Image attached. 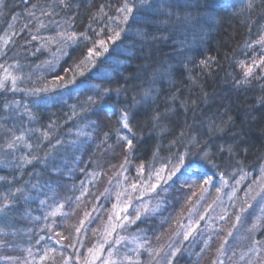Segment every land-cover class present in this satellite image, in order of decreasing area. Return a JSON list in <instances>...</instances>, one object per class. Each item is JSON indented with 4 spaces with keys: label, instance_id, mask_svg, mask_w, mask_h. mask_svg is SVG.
Instances as JSON below:
<instances>
[{
    "label": "trees",
    "instance_id": "obj_1",
    "mask_svg": "<svg viewBox=\"0 0 264 264\" xmlns=\"http://www.w3.org/2000/svg\"><path fill=\"white\" fill-rule=\"evenodd\" d=\"M160 2L167 4L171 0H160ZM68 3L70 5L68 8H62L59 0H4L6 6L0 7V37L3 40H8L7 44L0 40V64L8 67L19 62L20 68L18 70L10 69L23 76L22 80L17 81L19 89L42 87L54 76L64 75L63 68L84 59L87 48L92 46V42L98 39L107 41L108 36L113 34L109 32V27L116 28L115 25L109 23L107 17L117 15L116 9L123 3V0H68ZM216 3L217 8L213 12L214 18L204 25V32L200 33L197 39L193 40L191 33H188L187 43L190 50L185 51L178 59H169L171 40L156 45L151 59L174 64L175 72L172 83L165 80L156 85L160 91L156 93L158 99L155 104H152L151 100L148 103L152 104L153 108L158 106L159 110L163 111L167 106V96L177 89H179L181 100L196 101L195 106L189 103V111L187 112L179 108L178 105L176 106L177 112L171 116L174 135L175 132L179 131L180 125L184 123L185 119L188 123H192L194 115L198 120L205 121L207 117L212 115L223 116L225 120L228 116L233 117L234 127L229 125V132L222 138H214L212 143L214 145L225 142L233 143L230 138L233 132L239 133L236 142L243 141L239 144V155L234 159L230 160L225 154L222 159L217 158L216 160V163L221 165L219 171H224L226 174H230L232 169L236 167V160L242 161L241 167L251 174L238 185L241 190L236 193V197L232 200L234 204L236 199L240 200V196L247 189L248 184L259 176V168L264 164V104L258 103V99L264 96V88L261 87L264 85V79H252L250 84L239 88L233 84V78H239L240 74L238 61L244 60L250 63L253 56L258 58L260 55H264V49L259 44L253 43L264 34V0H253L251 9L245 7L247 0H216ZM182 11L195 13V11H204V9H185ZM30 12L35 15H29ZM42 12H50L52 15H42ZM154 19L163 21L166 16L160 14ZM40 23H43L45 27H39ZM26 25L27 27H25ZM68 25H71V31L87 32L91 41H81L78 45H73L68 49V56L62 57L58 65H52L48 62L53 60V53L56 52L57 45L52 43L46 47L42 45L49 36H55L58 31L64 30ZM129 25L133 33L135 30L145 27L143 24L132 23L131 21ZM160 27L166 29L167 25L161 24ZM149 30L151 31V29ZM33 36H38L39 39L33 40ZM135 39L134 35L126 32L122 34L121 39L115 45L109 42V52L96 58V67L86 72L85 76H78L76 83L69 84L66 88H59L55 92L38 95H31L26 91L8 90L9 88L0 89V133L4 135L0 138V149L8 152L4 148V144L12 138L13 133L17 136L24 133L25 136V141L20 142L15 152H8V168L0 169V176H5L11 181V183L0 181V194L16 187H22L25 189V194L30 193L33 197V199L26 201L23 195L17 194L15 197L16 204L10 206L7 219L3 217V214H0V243L3 242L4 244L1 248L4 253H18L16 257L21 258L20 253L24 258H27L30 257L28 249L31 248V257L35 256L38 252L37 249L43 247L42 241L40 244H36V240L49 233L42 230L45 223L52 225L53 220H55L54 226L59 223L57 216L50 217L47 222L43 219H36L51 211V208L41 207L39 199H44V196L37 199V192L32 189V184L39 181L38 187L45 184L55 186L56 181L59 180L63 184V188L59 189L56 202L71 197L72 200L65 205L66 209H69V204H73L76 201L75 198L80 195L81 181H84L93 194L88 196L89 198L87 197L90 203L96 200L94 193L97 189L99 176H102L103 172L113 170L112 179L115 180L125 153L122 147L116 144L114 134L108 144L101 143L104 131H111L118 127L115 123V117L106 119L104 113L96 115L86 111L81 112V109L89 107L86 101L88 96H94L96 89L93 85L102 83V80L98 78V73H110V75L103 77V86L115 88L118 86L117 81L119 84H124L123 77L135 71L136 67L143 62L140 57L133 56L131 65H120L121 73L114 71L116 61L129 59L124 52L118 51L117 48L132 51L129 44ZM174 39H184V36L180 35ZM247 45H251V47ZM148 47L151 46L146 45L145 52L141 53V56L147 53ZM138 48L139 45L137 44ZM185 57L189 59H185ZM209 57H215L216 62H211L209 69H203L199 62ZM7 63L8 66H6ZM1 71L3 69H0ZM262 74L264 73L257 69V75ZM189 76L196 78V83H193ZM108 81H112V83L109 84ZM203 93L208 94L206 101ZM52 96L57 99L45 101L46 97ZM13 101L19 102L18 105L12 104ZM6 103L11 105L9 109L4 108ZM13 108L16 109L13 110ZM26 108L28 111H25ZM73 111L78 115L69 119ZM29 113L35 119H30ZM143 118L141 115L140 119L143 120ZM13 120L19 122L15 123ZM89 121H96L100 127L85 128L84 126ZM50 125H55L51 138L50 140H43L41 131L36 130L49 129ZM150 127L149 125L143 129V142L138 145V150L132 157V163L128 165L129 171L124 173L132 179L136 177V168L141 162L146 165L153 162L152 154L157 144L159 143L166 149L168 140L172 138L166 137L160 140L155 133L149 134ZM8 129H11L12 132H9ZM78 129L91 132L92 137H78ZM57 139L62 140L63 143L53 149L50 145H55ZM71 141H77V144L73 146ZM25 143H31L33 147L27 148ZM109 145L112 146L109 147ZM241 149H247V151L244 152ZM213 150L215 151V148ZM49 151L56 156L58 161L61 158L68 161V167L73 169L71 174L65 170L63 176L54 175L50 170V165L49 168H45L37 161H33L31 165L25 164L23 168L17 167L21 163L19 159L21 156L30 154L43 157L45 152ZM166 155H168L166 150L159 153L160 157ZM74 157H79L76 164L73 163ZM160 162L162 161L155 162L156 167H159ZM188 163L192 164L193 169L200 166L211 167L206 165V162L201 160L199 156L189 157L186 160V164ZM81 168L85 170L83 173L80 171ZM91 173H96L97 178L92 179ZM234 179H239V177L236 176ZM234 179L230 177L229 183H233ZM113 182L115 183V181ZM181 182H169L170 186L166 185L165 187L174 192L178 190ZM73 185L76 187L73 188ZM159 191L153 195L154 198L161 194V190ZM230 192L231 188H225L219 195L227 198V193ZM214 195H217L216 186L212 185L209 187L207 197L212 198ZM179 196L181 197L182 194ZM179 196L177 199L181 201ZM176 201L174 202V209H176ZM48 203L52 205L54 201L49 199ZM219 210L221 209H217V211ZM225 210L227 213L230 212L227 207L226 209L222 208L221 217L225 215ZM216 223L220 225L219 221ZM53 225L52 227H54ZM135 227L140 229V237L142 239L147 238L153 249L159 248L160 244L163 245L168 239L159 243L158 240L161 237L162 239L165 238L163 237L164 230L162 231L160 228L159 233L152 229L145 231L144 221ZM253 234L255 239H264V228L255 231ZM244 235L242 228L239 237L240 244ZM166 236L168 237L167 234ZM203 236L189 237V239L178 244L181 252L177 254L175 264H197L198 258L202 256L206 248L205 243L202 242V239L206 240V234ZM246 238H251V235H247ZM123 249L121 255L131 249V246ZM202 249L203 251H201ZM141 254L142 259L147 264L150 257L147 252H141ZM250 255L253 259H258L252 253ZM261 257H264V253H261Z\"/></svg>",
    "mask_w": 264,
    "mask_h": 264
},
{
    "label": "snow or ice",
    "instance_id": "obj_2",
    "mask_svg": "<svg viewBox=\"0 0 264 264\" xmlns=\"http://www.w3.org/2000/svg\"><path fill=\"white\" fill-rule=\"evenodd\" d=\"M59 3L62 8H68L70 6L68 0H59ZM4 6H6L4 0H0V7ZM33 7H35V5H33ZM245 7L251 9L253 7V0H247ZM216 8V0H171V2L167 4L161 3L160 0H123V3L116 9L117 15L115 17H107L109 23L116 26L115 29L109 27V32L113 34L108 36L107 41L98 39L92 42V46L87 48L84 59L63 68L62 71L64 75L54 76L51 81L46 82L40 88L19 89L17 87V81L22 80L23 76L10 70L13 68L18 70L20 68L19 62L9 65L8 67L0 64V69H3V75H0V89L8 88L10 82L11 88L8 90L26 91L31 95L55 92L59 88H66L69 84L76 83L78 76L83 77L86 72L95 68L97 63L96 58L109 52V42L115 45L116 42L121 39L122 34L126 32L134 35L136 38L129 44V48H131L132 51L117 48L118 51L124 52L129 59L116 61L114 71L121 73L120 65H131V58L133 56L140 57L143 62L136 67L135 71L123 77L124 84H119L117 81L118 86L115 88L103 86V77L105 75H110V73H98V78L102 80V83L93 85L96 91L94 96L90 95L87 97L86 104L89 107L81 109V112L86 111L96 115L104 113L106 114V119L115 117V123L118 127L111 131H104L101 143L108 144V141L112 139L114 134L116 144L121 146L125 153L123 162L119 165V171L115 177V187L118 190L113 192L110 188H105L99 196L95 197L96 200H100L101 197L108 200L114 195L115 202L112 204V210L108 214V224L103 229L102 239L98 244L94 245L93 248L88 249V256L84 258L83 264H96L97 261H99V264H145V261L142 259L141 250L147 252L150 257L147 264H175V258L177 254L181 252L180 247L169 245L170 251L165 253L163 248L153 249L147 238L141 239L138 234L129 236L121 234L128 231L130 226L137 224V221L143 222L141 220L142 215H146L150 210L148 206L143 203L133 207V202L142 201V198L149 192L158 193V190L167 191V188L163 187V185H169V182L176 183L177 181H182L183 186L188 188L189 191L199 187V199L204 198V193L208 191L210 186L218 183L219 186L216 187L217 194L221 193L225 188H231V192L227 193V195L229 200H234L236 193L241 190L238 188V185L251 175L241 167L243 162L240 160H236V167L232 169L230 174L219 171L221 165L216 163L217 158L222 159L225 154H227L230 160L239 155V144L243 142H236L239 133L233 132L231 134L230 138L233 143L225 142L216 145L212 143L214 138H222L229 132V125L234 127L232 116H228L225 120L223 116L217 117L212 115L207 117L205 121L198 120L194 115L193 122L188 123L187 119H185L184 123L180 125L179 131L175 132L174 135L171 116L177 112L176 106L178 105L179 108L187 112L189 111V103L195 106L196 101L181 100L179 89H177V91L171 92L170 95L167 96V106L163 111L159 110L158 106L156 108L152 107V104H155L158 99L156 93L160 91L156 85L158 83H163L165 80L172 83L175 72L174 64L151 59L154 55L156 45L171 40L169 59H178L185 51L190 50V46L187 43L188 33H191L193 40L197 39L199 34L204 32V25L208 24L214 18L213 12ZM185 9H204V11H195V13L192 11H182ZM41 14L48 16L52 15L50 12H42ZM160 14H164L166 19L163 21L154 19ZM29 15L34 16L35 14L30 12ZM13 19H15V16H13ZM130 21L132 23L143 24L145 27L137 29L133 33L129 25ZM161 24L167 25V28H161ZM25 27H27V25ZM39 27L43 28L45 25L40 23ZM70 28L71 25H68L64 30L58 31L55 36H49L47 41L42 45L43 47H46L49 43L57 45L56 52L53 53V60L48 63L58 65L62 57L69 55L68 49L70 47L78 45L81 41H91V37L87 32L78 33L76 31H71ZM149 29H151V31ZM101 31H103V29H101ZM180 35H183L184 39H174V37ZM32 39L36 40L39 39V37L33 36ZM0 40H3V38L0 37ZM3 42L7 44L8 40H3ZM253 43L259 44L261 48L264 49V34ZM137 44L139 45L138 49ZM146 45H150L151 47H148L147 53L141 56V53L145 52ZM247 46L251 47V45ZM37 51H39V49H37ZM185 59L189 58L185 57ZM211 62H216V58L209 57L203 59L199 64L203 69H209ZM237 65L240 68V74L239 78H233L235 87L239 88L248 85L251 83L252 79H264V74L257 75V69H260L261 73H264V55H260L258 58L253 56L250 63L240 60L237 62ZM189 79L192 80L193 83H196V78L189 76ZM107 83L111 84L112 81H108ZM261 87L264 88V85H261ZM202 95L206 101L208 94L203 93ZM49 99L55 101L57 98L55 96L46 97L45 101ZM150 100L152 104L148 103ZM18 103L17 101L12 102V104L17 105ZM258 103L264 104V96L258 99ZM10 107V104L6 103L4 105L5 109H9ZM25 111H28L27 108ZM77 115L78 114L73 111L69 119ZM141 115L144 117L143 120L140 119ZM29 116L30 119H35L30 113ZM149 125L151 126L149 134L155 133L160 140L166 137L172 138L168 140L166 149L159 143L157 144L152 154L153 162L148 165L141 162L136 168V177L132 179L124 175V173L129 171L128 165L132 163V157L138 150V145L143 142V129ZM90 126L100 127L96 121H89L84 127L87 128ZM54 128L55 125H50L49 129L36 131H41L43 140H50ZM8 131L12 132L11 129H8ZM77 136L91 138L92 133L84 129H78ZM22 141H25L24 133H21L19 136L13 133L12 138L5 142L4 148L7 149L9 153H13L18 149ZM62 143V140L57 139L56 144L50 145V147L55 149L57 146L62 145ZM70 143L75 146L77 141H71ZM111 146L112 145H109V147ZM25 147L32 148L33 145L31 143H25ZM37 147H39V145H37ZM214 148L215 151L213 150ZM76 150L78 151L79 149L77 148ZM163 150H166L168 155L160 157L159 153ZM241 151L246 152L247 149H241ZM191 156H199L201 160L206 162V165H210L211 167L200 166L193 169L191 163L186 164V160ZM19 159L21 163L17 165L18 168H23L25 164L31 165L33 161H37L45 168H49L50 165V170L54 175L63 176L65 170H67L69 174L73 171L72 168L68 167L67 160L61 158L58 161L56 156L50 151L45 152L43 157L25 154ZM158 160L162 162H160L159 167H156L155 162ZM78 161L79 157H74L73 163L76 164ZM80 171L83 173L85 170L81 168ZM91 176L92 179L97 178L96 173H91ZM236 176H238L239 179H234ZM230 177L234 179V182L231 184L229 183ZM0 181L11 183L5 176H0ZM108 183L109 185L113 184L112 178H109ZM38 184L39 181L31 185L32 189L37 192L36 198L38 199L40 196H44V199H39V204L41 207L51 208V211L36 219H43L47 222L50 217H56L58 214L60 216H67V213H65L63 209L66 203L70 202L72 198L67 197L64 201L56 202L58 191L60 188H63V184L59 180L56 181L55 186L45 184L38 187ZM253 185H256L259 191L255 190ZM75 187L76 186L73 185V188ZM79 191L80 195L75 198L78 203L81 202L82 198L93 195L84 181H81ZM17 194L23 195L26 201L33 199L30 193L25 194V189L22 187H16L0 194V214H3L5 219H7L10 206L16 204L15 197ZM244 195V201L234 213L232 228L227 232L223 242L220 244L217 250V259L213 260L212 264H224V261L219 259V257L225 255V245L228 243V237H232L233 232L237 230L238 226H242L244 221L249 216H252L254 212L258 214L255 215L253 223L248 228V231L255 232L264 228V164L259 168V176L255 177L252 182L248 184L247 189L244 190ZM193 196H197L195 191H192V196L188 199L191 200ZM49 199L54 201L52 205H49ZM199 199L197 202H199ZM217 200H220L219 195L217 196ZM213 203L215 204L216 201H213ZM101 207L102 205H95L91 211L86 210L84 212L79 226L75 228L77 235L82 229H85L86 224L94 223L95 220L99 218L93 217L92 212L99 211ZM158 207L159 205H157V208ZM129 208H132L134 215L129 214ZM208 208L211 209L212 205H209ZM151 210L155 211L156 209ZM226 216L227 210H225V216L220 217V219H225ZM200 219H204V217L201 216ZM53 224H55V220H53ZM198 225L199 221H196L194 225L190 224L188 226V230L183 233L184 240L193 236L197 231ZM42 230L54 233L47 237L48 240L55 241L56 244L62 247L74 246L72 244H63L62 242L68 240L69 236H65L61 232H55L51 224L45 223L44 229ZM96 231L99 230H93L94 233ZM137 232H139V230H137ZM209 239H211V237H209ZM44 240L45 237L40 236V238L36 240V244H40L41 241ZM129 242L134 247L128 249V251L121 256L118 246L127 248ZM204 243L207 246L208 241ZM106 245L107 248L105 247ZM251 245L252 246L248 248L245 255L252 253L258 259L250 257L246 264H264V257H261V253H264V239L253 238ZM37 251H43V255L39 257V260L40 264H44L46 260L50 259L49 252H55L56 249L54 247H45L43 250L38 248ZM105 251H107L106 257L103 256ZM201 251H203V249ZM28 252L29 256H31V248L28 249ZM233 255H235L234 252ZM3 259L9 261L16 259L17 264H34V261H19L18 258L13 257H3ZM77 259H79V257H77ZM240 259L243 260L244 255H241ZM70 260L71 258L66 259L64 264H70Z\"/></svg>",
    "mask_w": 264,
    "mask_h": 264
},
{
    "label": "rangeland",
    "instance_id": "obj_3",
    "mask_svg": "<svg viewBox=\"0 0 264 264\" xmlns=\"http://www.w3.org/2000/svg\"><path fill=\"white\" fill-rule=\"evenodd\" d=\"M8 66V63L7 65ZM0 75H3V71L0 72ZM8 88H11V84L9 82ZM16 108H13L15 110ZM15 123H18L19 121L13 120ZM12 121V122H13ZM4 136L0 133V138ZM9 158L8 152L0 149V169H7L8 168V162L7 160ZM113 170H107L103 172V175L99 176V181L97 183V189L94 193L95 197L99 196L101 192L104 191L105 188H110L113 192H115L116 187L115 183L113 182L112 185H109L108 180L112 177ZM113 180V179H112ZM115 181V180H113ZM216 187L219 186L218 183L214 184ZM166 185H163L165 187ZM162 191L161 194L157 195L155 198L153 197L154 194L149 192L147 193L143 198L142 201H134L133 207L140 205L141 203L146 204L148 208L150 209L149 212L146 215H142L141 220L144 221L145 231L148 229H152L153 231L160 232V228L162 231L164 230V235L158 240L159 243L162 242V240L167 239L166 242L159 248H163L164 252L167 253L170 251L169 245H172L173 247H177L178 244L184 241L183 233L188 230V226L190 224L194 225L196 221H199V225L197 228V231L193 234V236L190 237H201L203 234H206V240L202 239V242L208 241L207 246L205 245L204 252L200 258H198L197 264H212V261L217 259V250L220 247V244L223 242L224 237L227 235V232L231 230L232 228V222L234 219V213L239 207L241 206L242 202L245 199L244 191L241 194L240 200L236 199L235 203H232V200H229L228 196L227 198H223L221 195L217 194L212 196V198L207 197L208 191L204 193V198L199 199L200 195V189L199 187H196L192 189V191H195L197 193V196H193L191 200L188 198L192 196V191H189L188 188L183 186V183L181 182L178 186V190H175L174 192H171L168 190ZM253 188L257 191L259 189L256 187V185H253ZM180 190V191H179ZM209 190V189H208ZM159 191V190H158ZM160 192V191H159ZM99 194V195H98ZM176 194V195H175ZM182 196L180 197L179 195ZM220 196V200H217V196ZM177 196L181 198V201L177 199ZM89 198V197H88ZM88 198L84 197L82 198L81 202L75 201L73 204H69L70 208L66 209V207L63 209L65 213H67V216H60L57 215V218L59 220V223L57 226H54L53 229L55 232H61L65 236H69V239L66 241H63L62 243L72 244L73 247H62L59 244H56L55 241L48 240L47 237L53 235V232H47L48 234L44 235L45 240L42 241L43 247H41L43 250L45 247H54L56 249L55 252H49L50 259L46 260L44 264H64L65 260L68 258H71L70 264H83L84 258L88 256V249L93 248L94 245L98 244L99 241L103 237V229L108 224V214L112 210V204L115 202V196L113 195L108 200H105L103 197H101L100 200H95L93 202H88ZM177 199V201H176ZM199 199V202H197ZM176 201V209L173 208L174 202ZM213 201H216L214 204ZM232 204L231 206L228 204ZM220 207L217 208V206ZM95 205H102L99 211H93L92 215L93 217H99L95 220L94 223L86 224L85 229H82L81 232L77 235L75 232V228L79 226L80 220L83 218L84 212L91 211L93 209V206ZM157 205L159 207L157 208ZM212 205V208L209 209L208 206ZM90 206V208H89ZM223 206V207H222ZM225 206V207H224ZM226 207L230 210L229 213H227V220L220 219L221 210L226 209ZM221 209L217 211V209ZM151 209H156L155 211H152ZM75 210V211H73ZM220 212V213H219ZM129 214L134 215L132 208H129ZM258 213H253L252 216H249L243 223L242 226H238L237 230L233 232L232 237H228V243L225 245V255L220 256L219 259L224 261V264H246L248 259L252 257L250 253L245 255L247 253L248 248L250 247L251 241L254 238V232H249L248 228L253 223L255 215ZM203 216L204 219H200V217ZM225 216V215H223ZM216 221L220 222V225L216 223ZM140 223V221H137V224ZM132 225L128 229V231L121 233L122 235H133L138 234L140 236V233L137 232V230H140L139 228H136L137 225ZM135 227V229H133ZM143 228V226H141ZM158 227V230H156ZM147 228V229H146ZM244 230V237L242 239V243H239V237L241 233V229ZM94 229H98L99 231L93 232ZM168 235V237L166 236ZM115 235V234H114ZM247 235H251V238H246ZM204 237V236H203ZM211 237V239H209ZM142 239V238H141ZM165 241V240H164ZM3 242L0 243V264H17L16 259L9 261L7 259H3V257H13L18 258L16 255L18 253L14 252H8L4 253L3 249ZM128 247L131 246L134 247L130 242L127 245ZM107 248V245L105 246ZM179 247V245H178ZM125 248L124 246H118L119 253L121 255V251H123ZM6 249V248H5ZM2 251V252H1ZM142 253H145V251L141 250ZM233 252L235 255H233ZM43 255V251L37 252L35 256H30L27 258H24L22 254L19 253V256L22 258L19 261H34V264H40L39 257ZM122 254L121 256H123ZM241 255H244V259L241 260ZM103 256H107V251L103 253ZM79 257V259H77ZM96 264H99V261L96 262Z\"/></svg>",
    "mask_w": 264,
    "mask_h": 264
}]
</instances>
